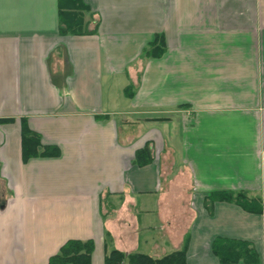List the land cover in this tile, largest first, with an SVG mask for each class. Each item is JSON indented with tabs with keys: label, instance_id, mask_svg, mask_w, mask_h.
<instances>
[{
	"label": "crops",
	"instance_id": "1",
	"mask_svg": "<svg viewBox=\"0 0 264 264\" xmlns=\"http://www.w3.org/2000/svg\"><path fill=\"white\" fill-rule=\"evenodd\" d=\"M72 14L86 34L59 33ZM0 119V264H49L71 240L103 264L106 232L185 264L246 242L264 264L263 214L204 206L264 196V0H0ZM22 119L57 157L23 160Z\"/></svg>",
	"mask_w": 264,
	"mask_h": 264
},
{
	"label": "trees",
	"instance_id": "2",
	"mask_svg": "<svg viewBox=\"0 0 264 264\" xmlns=\"http://www.w3.org/2000/svg\"><path fill=\"white\" fill-rule=\"evenodd\" d=\"M59 33L81 35L87 31L83 29V21L76 14H72V20L65 23L59 17ZM163 37L157 35L143 51L145 59L160 58L165 53ZM129 98H133L132 88L125 89ZM12 119H0V123L10 122ZM21 146L24 161L39 157H57L59 150L54 146H41L39 134L30 130L21 120ZM153 161L149 147H145L135 152L133 163L142 167ZM216 201L232 202L240 205L250 213L264 215V196L249 198L245 192H215L209 194L204 200V206L211 211L212 203ZM213 251L224 264L235 263L245 258V262L257 264V255L249 248L248 243L218 239L213 243ZM94 250L92 241H67L59 250V253L49 259V264H91V255ZM225 251V253H223ZM103 264H185V249L174 251L159 259H152L140 253L125 254L116 250L112 245V238L109 233H105ZM248 263V262H247Z\"/></svg>",
	"mask_w": 264,
	"mask_h": 264
},
{
	"label": "rangeland",
	"instance_id": "3",
	"mask_svg": "<svg viewBox=\"0 0 264 264\" xmlns=\"http://www.w3.org/2000/svg\"><path fill=\"white\" fill-rule=\"evenodd\" d=\"M132 88H133V87H132ZM121 106H122V105H119V106H118V108H120ZM132 120H136V118H135V117H133V118H132ZM162 126H163V125H162ZM157 130H159V131H160V132H162V133H165V130H164V128H163V127H161V128H160V127H158V128H157ZM190 205H192V206H193V205H194V202H191V204H190ZM156 231H157V230H156ZM156 235L158 236V235H159V232H156Z\"/></svg>",
	"mask_w": 264,
	"mask_h": 264
}]
</instances>
